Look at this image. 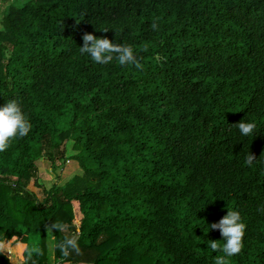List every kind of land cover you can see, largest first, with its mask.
I'll return each mask as SVG.
<instances>
[{"label":"trees","instance_id":"1","mask_svg":"<svg viewBox=\"0 0 264 264\" xmlns=\"http://www.w3.org/2000/svg\"><path fill=\"white\" fill-rule=\"evenodd\" d=\"M88 33L138 64L94 63L79 51ZM8 100L31 130L0 153V264L6 241L21 264H51L49 230L79 243L55 248L56 264H214L209 240L224 242L207 225L227 209L246 225L229 264H264V0H14L0 29ZM69 141L83 173L39 197L38 161L68 160Z\"/></svg>","mask_w":264,"mask_h":264},{"label":"clouds","instance_id":"2","mask_svg":"<svg viewBox=\"0 0 264 264\" xmlns=\"http://www.w3.org/2000/svg\"><path fill=\"white\" fill-rule=\"evenodd\" d=\"M107 32L108 30H104ZM79 51L83 55H87L98 65H107L114 59L121 66L137 65V57L134 49L130 45L114 43L107 37H97L93 34H85L83 36V46L79 47ZM242 136H251L254 134L256 124L254 122H245L242 120L236 125ZM31 123L24 113L21 105L16 100H8L3 106H0V153L5 152L10 145V141L17 137H24L29 134ZM256 159L252 154H248L245 163L252 166ZM52 230L64 232L66 225L55 222L51 225ZM209 231L219 230L222 236V248L218 245V241L209 240L208 248L212 252L222 251L224 255H217L214 258V264H229V258L238 255L243 248V238L245 235L246 225L242 220L238 210H228L218 222L207 225ZM55 248L63 256L69 255L70 252L79 251L78 239L75 237H65L63 240L55 244ZM33 251L41 254V250L36 248L29 251L31 258Z\"/></svg>","mask_w":264,"mask_h":264},{"label":"rangeland","instance_id":"3","mask_svg":"<svg viewBox=\"0 0 264 264\" xmlns=\"http://www.w3.org/2000/svg\"><path fill=\"white\" fill-rule=\"evenodd\" d=\"M14 2V0H0V29L3 28V20L4 16L9 8V6ZM67 156L69 157L68 160L64 162H59L57 167H54L53 163L47 159H41L38 161V168H39V178L38 183L42 186H37L35 180H33L29 186V188L34 191L39 197L43 198V188L50 189L53 185H65L71 179L76 177L79 174L83 173V170L79 163L71 158L76 151L73 149V142L69 141L67 143ZM54 237L52 236L51 230H49V242H48V250L50 254V263L56 264L55 261V243ZM6 242L8 243V247L6 248ZM2 248V251L6 252L8 257L15 255V245L11 243V241H6ZM13 247V248H12ZM7 249L10 251H7ZM14 252V253H13ZM9 257V258H10ZM11 263H14V259L10 258ZM21 261V260H20ZM19 264V262H17Z\"/></svg>","mask_w":264,"mask_h":264},{"label":"crops","instance_id":"4","mask_svg":"<svg viewBox=\"0 0 264 264\" xmlns=\"http://www.w3.org/2000/svg\"><path fill=\"white\" fill-rule=\"evenodd\" d=\"M8 243H9V242H6V246H5L6 248H9V247H8ZM11 244H12V242L10 243V245H11ZM14 245H15V244H14ZM12 248H13V247H12ZM15 248H16V249H15V255H14V257L11 256L12 259L15 260L13 264H18L17 262H19V264H21L22 261H20L21 259H20L19 256H18V252H17V247H16V245H15ZM7 251H9V250L7 249ZM9 252H10V251H9ZM4 253L7 254L5 251H4ZM13 253H14V252H13ZM7 256H8V255H7ZM9 257H10V256H9ZM11 257H10V258H11Z\"/></svg>","mask_w":264,"mask_h":264}]
</instances>
